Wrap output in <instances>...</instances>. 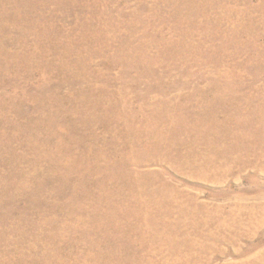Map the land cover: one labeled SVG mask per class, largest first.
Masks as SVG:
<instances>
[{
	"label": "rangeland",
	"instance_id": "rangeland-1",
	"mask_svg": "<svg viewBox=\"0 0 264 264\" xmlns=\"http://www.w3.org/2000/svg\"><path fill=\"white\" fill-rule=\"evenodd\" d=\"M0 264H264V0H0Z\"/></svg>",
	"mask_w": 264,
	"mask_h": 264
}]
</instances>
